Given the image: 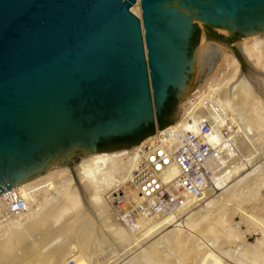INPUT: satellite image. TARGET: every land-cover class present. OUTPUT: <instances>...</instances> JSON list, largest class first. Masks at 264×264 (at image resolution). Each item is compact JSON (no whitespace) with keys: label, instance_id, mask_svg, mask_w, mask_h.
Instances as JSON below:
<instances>
[{"label":"water","instance_id":"obj_1","mask_svg":"<svg viewBox=\"0 0 264 264\" xmlns=\"http://www.w3.org/2000/svg\"><path fill=\"white\" fill-rule=\"evenodd\" d=\"M249 36L261 46L264 0H0V197L175 127L227 50L264 105L263 71L232 48Z\"/></svg>","mask_w":264,"mask_h":264},{"label":"bare ground","instance_id":"obj_2","mask_svg":"<svg viewBox=\"0 0 264 264\" xmlns=\"http://www.w3.org/2000/svg\"><path fill=\"white\" fill-rule=\"evenodd\" d=\"M244 45H245L246 57L253 64L254 71H263V76H264V38L260 47H258L256 36L245 37L243 40H240L238 42L237 47L239 48V46H244ZM240 68H241V62L235 61V57L230 50L223 52L222 59L220 63L216 66L214 72L210 75L209 78H203L202 84L196 89L195 92V94H197L205 87L209 90V94H211V96L216 97L220 101V103L224 106L223 109L225 110L227 119H229L226 124L227 125L226 129H228L229 131L231 130L233 131V129H231V126L237 122L236 121L237 119L236 120L234 119L235 115H237V112L236 114L234 113L235 112L234 107L236 108L237 107L236 105H240L241 106L240 108L244 109V111L243 110L242 111L245 112L246 114L243 113L240 109H239L240 111L238 110L237 111L238 114L239 113L240 115L243 114L242 119L243 121L245 120L247 124L246 127L248 126L250 130L252 128L254 132L255 130L257 132L256 134L253 133L254 136H251L247 132L249 128H246L247 129V130L245 129L246 131L243 129L244 131L243 136L239 135V132H234V131L231 132L229 136V134L226 133L225 130L221 129L222 131L221 134L219 130L216 129V132L215 133L213 132L212 135L209 136V139L213 143L218 141L220 145V149H221L220 151L222 153L218 163V170L225 165L227 166L228 162L229 161L231 162V160L232 159L234 160L235 158L241 159L244 162L245 166L247 165L249 166L252 162H255V160L258 159L256 158L259 152L257 151V149L256 150L254 149V152L253 150L251 151L249 149L251 151L250 153L248 152V150H244L247 151L248 153L247 155H244L242 150L249 143L250 144L252 143L253 145L257 143L260 140V139L258 140L259 138L258 136L264 135V105L261 104V95H255L254 89L245 81L244 78L239 80ZM260 82H261V90L264 94V79L260 78ZM193 96L194 94H188L182 101H180L179 119L176 123V126L182 123L183 108L187 105L188 101ZM244 115L247 116L245 117ZM239 118H241V116ZM253 127L255 130L253 129ZM187 129H189V131L198 132L195 124L188 126ZM222 135H224L225 137H223ZM153 136L154 135L147 137L146 139L142 140L140 143L152 140ZM227 139H231V142H229ZM140 143H138V146L140 145ZM232 145L236 146V150H237L236 153ZM239 145L240 146L242 145V148L239 147ZM231 149L233 150L231 151ZM135 150L136 147L131 149L116 151L110 154L93 156L76 165L53 170L35 180L24 183L20 185L17 189L13 190L17 195L23 197L26 200V202L28 203V211L25 213L26 214L25 218H24L25 214L20 216H10L5 221H3V223H0V225L3 224L2 227L0 226V261L3 262L8 261L7 258L10 255V253L13 252L14 249L17 248V251H20L17 245H16L17 247H15L16 244L15 241H17V244L18 243L23 244L28 239L29 240L31 239L30 242L32 243V238H33L32 235L33 236L35 235L32 233H37V234L41 233L46 235L50 232L53 233L52 231L56 229L63 230L67 225H69V222L73 220L75 221L82 220V219H78L77 216H79V218H82L83 217L82 215L86 213L88 215L92 214L94 218H98L99 222L101 220L103 222L102 224H104L103 226L106 228L105 230H108V232H110L112 236H114L118 240V242L120 241L121 243H123V245L128 247L131 246L132 244H135V248H136V246H138L141 243V241L143 242V240L145 241L146 239L148 241L150 235H152V233H154V231L156 230L158 231L160 229L162 230V232L166 231L165 233L163 232V235L158 240L151 241L150 244L149 242H146L149 245H147V247L144 249L141 248L142 250L139 252L138 254L139 256L133 258L130 264H188L189 262L192 264H264V240L261 239H258V241L252 245L250 244H244L243 246L238 245L239 248L235 252L236 255L233 254L231 256L232 260L227 259V257L218 253L219 251H216L219 249H221L220 252L224 251L223 249L224 245L222 244L223 240H226L229 243L235 241H241V242L244 241V238L242 236V231L240 230L238 224L234 223L231 220V218L227 216L228 214L226 212V209L229 208L228 206H231L230 205L231 203L237 204L236 207L242 209L241 210L242 212L239 211L242 213V216L245 217L246 219H250L251 222L254 223V225L255 224L264 225V205L259 204V206L257 205L258 207L254 206L251 209V211H247L248 209L245 210V208L243 209L242 207L244 203L251 202L249 201V196L251 194H254L255 190L257 191L260 187L264 186V169H262L261 171H257L259 169L257 168V170H253L254 172L252 171L254 174L242 178L244 179L243 181L241 179V181L240 180L237 181L239 183L236 182L237 184L235 183V185H232V181L233 183L235 182L234 179L235 175L237 178V176L240 175L238 173H241V171L236 172V170L239 169L238 167L244 168V166L242 167L241 165L240 166L237 165L238 167L234 172L233 168L234 169L236 168V164L232 163L235 164V167H233L234 166L233 165L232 170L231 168L230 170L232 171V173L234 172V174L231 173L232 175L230 174L231 176L229 177L233 176L234 178L233 177L232 178L234 180L228 178L229 181L225 180L227 181L225 182L226 183L225 185L223 184L222 180H218L217 188L210 189L211 195L210 194H209L210 196L207 195L208 200L204 199L205 201L207 200L205 202L206 204H204L205 205L204 207L201 208L199 207V210L194 211L195 208L200 205L199 202V203H195L194 205H189L185 207L179 214L176 213H170L165 215L159 214L154 217L139 218L135 225L136 226L135 228H138V230L135 231L134 233V231L132 232L133 228H128L127 225H125L122 222V219L117 218V216H115L116 215L114 212L115 210L113 211L115 215L113 214L111 210V208L113 209V207H110L112 203L110 205L109 203L113 201L114 194L116 193L117 190L120 189H123L128 195V197L132 198L134 201H137L139 199L138 189L134 187L130 182L131 173L134 168ZM255 152H257V154ZM235 162H237L236 159ZM228 167H227V171L229 169ZM255 171L257 172L255 173ZM229 172L227 175H229ZM176 175H177L176 168H173L167 174L169 178L175 177ZM218 176L220 175L218 174ZM230 184L231 187L229 186ZM226 186H229L228 189L226 188ZM256 193L259 194L260 189ZM212 194L216 196L212 198L211 197ZM258 194H256L255 198L257 197ZM3 199L4 197L1 196L0 201H2V204L4 205L5 202ZM261 199L263 198L261 197ZM261 199L259 198L258 200L260 201ZM33 205H36L37 207L34 208ZM80 215L82 217H80ZM76 217L77 220L75 219ZM85 217L81 222H83L86 219ZM90 218L91 221L88 219L89 220L88 222H92L93 224L98 223L96 221L93 222L92 217ZM78 222L80 223V225L78 223L77 225L74 224V226L76 225L75 226L76 228L78 227V225L82 227L81 225L82 223L80 221ZM86 222L87 221L83 222V224ZM96 224L94 225L96 226ZM129 225L131 227H134L131 224ZM85 226L88 227L87 225ZM75 227L74 229L73 227L71 229L75 230L76 233L77 231L81 233L80 231L81 227H79L77 231ZM93 228L95 229V227ZM93 228L92 229L90 228L89 230H94ZM81 230H83V228ZM89 230L85 229V231H89ZM61 232L63 233V231ZM29 233L32 235H30ZM70 233H72V231ZM79 233L76 234L77 235L76 237H78ZM95 233L97 234V232ZM111 234L109 235L110 237ZM68 235L70 234L67 233V236ZM95 235H94L95 239L96 237L97 239H99L98 235L96 236ZM47 236H49V234ZM79 236H80L79 238H81L83 236V232L82 235ZM99 236H101V234ZM76 237L75 239H77ZM46 238L45 240H47ZM40 239L41 241H43L42 238ZM100 239L97 241L100 242L101 241ZM53 241L54 240H52V242ZM64 241L62 240L63 243H61V246H58L60 245L59 243L57 247L55 246V248H51V251L45 254V256L41 259V261L46 264H71L70 260H72L74 262L73 264H91L92 262L94 264L95 258L92 259L91 256L89 257V255L87 256L88 258L84 257L83 256L84 254L78 251L81 246H78L79 248L77 250L75 248L77 246H75L73 243L70 245L72 241L69 244L66 243L67 244L66 246H63L62 244L65 243ZM73 241H74V237H73ZM91 241L93 242V240ZM207 241L209 243H207ZM56 242L59 241L56 240ZM95 242L96 241H94V245ZM99 242H97L96 244H98ZM29 245L28 243H26V246H28V248ZM37 245L39 248L40 245L39 244ZM48 245L46 246V248L49 249ZM103 246H101V248ZM94 247L96 248V246ZM161 247H165L167 249L163 251L162 250L163 248L161 249ZM46 248L45 249L42 248L43 251L48 250ZM91 248L92 247H90V249ZM33 249H36V247ZM42 249L41 250L39 249V253L40 251H42ZM74 249H76L78 252H75L76 250ZM2 251L4 252L1 253ZM23 252H25V249L23 250ZM42 253H40L41 256L43 255ZM18 254L21 253L18 252ZM70 254H72L71 257ZM68 256L70 257L69 259ZM97 256H99V254ZM31 261L32 260H30V262ZM3 262H1V264ZM36 262L37 261L35 260L34 263ZM22 263H24V261ZM39 264L42 263L40 262Z\"/></svg>","mask_w":264,"mask_h":264},{"label":"built area","instance_id":"obj_3","mask_svg":"<svg viewBox=\"0 0 264 264\" xmlns=\"http://www.w3.org/2000/svg\"><path fill=\"white\" fill-rule=\"evenodd\" d=\"M223 108L204 87L183 108L181 124L154 134L152 140L136 147L130 182L138 189L139 199L129 198L123 189L116 191L111 203L120 219L135 226L139 218L177 213L203 202L210 189L217 188L222 152L218 141L211 142L209 136L216 129L221 134L223 129L230 136L231 131L226 129L229 119ZM194 124L198 132L187 129ZM232 147L236 153V146ZM173 168L177 169V175L169 178L167 174ZM3 197L0 223L28 211L26 200L14 191Z\"/></svg>","mask_w":264,"mask_h":264},{"label":"rangeland","instance_id":"obj_4","mask_svg":"<svg viewBox=\"0 0 264 264\" xmlns=\"http://www.w3.org/2000/svg\"><path fill=\"white\" fill-rule=\"evenodd\" d=\"M238 42L239 41H237V43H234V44H232V48H238L237 47V44H238ZM241 62V61H240ZM224 70V69H223ZM237 107H239V108H235L234 107V109H235V114H236V112H237V115H238V117H237V115H235V117H234V119L237 121L236 123H234L232 126H231V129H233V131L234 132H239V135H241V136H243V134H244V131H243V129L245 130L246 128H249L248 126L246 127V122H245V120L243 121V119H242V116H243V114L242 115H240V113L238 114V111H244V109H242V108H240L241 106L240 105H236ZM240 109V110H239ZM238 110V111H237ZM242 111V112H243ZM243 113H245V112H243ZM246 114V113H245ZM241 116V118H239ZM245 117L247 116V115H244ZM244 118V117H243ZM241 121V122H240ZM235 122V121H234ZM240 122V123H239ZM238 124V125H237ZM243 126V127H242ZM233 127V128H232ZM253 129H254V127H253ZM236 130V131H235ZM241 130H242V132H241ZM247 130V129H246ZM245 130V131H246ZM251 130H252V128H251ZM250 130V128H249V130L247 131L251 136H254V134H256L257 132H256V130H255V132L252 130L251 131ZM232 130H231V132H233ZM251 131V132H250ZM254 133V134H253ZM235 134V133H234ZM154 135V134H153ZM152 136V135H151ZM259 138H258V142L257 143H255L254 145L251 143H249V144H247L244 148H243V154L244 155H247L248 153H247V151H244V150H248V152L250 153L252 150H253V152H254V149L256 150L257 149V151H259L258 152V154H257V152H255L256 154H257V156H256V158H258V159H256L255 160V162H252L249 166L247 165V166H245V164H244V162L241 160V159H239V158H235L236 159V161L237 162H235V159L233 160H231V164L232 163H235L236 164V168L234 169L233 168V171L235 172V170L237 169V167L238 166H244V168H241V167H238L239 169H237L236 170V172L238 171H241V173H238V174H240V175H238L237 176V178H236V175H235V182L233 183V181H232V185H235V183L237 182V181H241V179L242 178H245V177H248L249 175H251V174H254L253 172V170H257V168H259L257 171H261L262 169H264V135L263 136H258ZM146 139V138H145ZM144 140V139H143ZM239 140H240V138H239ZM142 140H140L138 143H140ZM263 143H262V142ZM256 145V146H255ZM258 145V146H257ZM260 145V146H259ZM248 146V147H247ZM256 148H255V147ZM239 147H241L242 148V145L240 146L239 145ZM258 147V148H257ZM263 147V148H262ZM252 148V149H251ZM261 148H262V150H261ZM131 149V148H130ZM251 151H250V150ZM261 151V152H260ZM246 154H245V153ZM260 154V155H259ZM263 154V155H262ZM259 156V157H258ZM261 156V157H260ZM239 160V161H238ZM234 161V162H233ZM254 161V160H253ZM228 162V165L225 167V166H223L222 168H220L219 169V172H218V174L220 175L219 176V180H222L223 181V184L225 185L226 183L225 182H227V181H229L228 180V178L229 179H233L232 177H229V176H231L232 174H234V172L232 173V166L233 167H235V164H230ZM239 162V163H238ZM243 163V164H241V163ZM238 163V164H237ZM255 163V164H254ZM259 163H261V164H259ZM263 163V164H262ZM230 165V166H229ZM238 165V166H237ZM258 165V166H257ZM229 166V167H228ZM255 166V167H254ZM227 167L229 168L228 169V171H227ZM261 167H263V168H261ZM230 168H231V170H230ZM241 169V170H240ZM245 171H244V170ZM248 169V170H247ZM251 169V170H250ZM223 170H224V172H223ZM229 170H230V172H229ZM250 171V172H249ZM253 171V172H252ZM257 171H255V173L257 172ZM228 172H229V175H227L228 174ZM247 172V173H246ZM252 172V173H251ZM232 173V174H231ZM245 173V174H244ZM250 173V174H249ZM231 174V175H230ZM248 174V175H247ZM224 175V176H223ZM225 175H227V176H225ZM245 175H247V176H245ZM224 178H222V177ZM226 178V179H225ZM263 178V177H262ZM233 179V180H234ZM225 180H227V181H225ZM244 179H242V181H243ZM229 183H231V182H229ZM237 183H239V182H237ZM236 183V184H237ZM218 184V183H217ZM230 187H231V184L229 185ZM229 186H226V188L228 189V187ZM262 187H264V186H262ZM262 187H260L259 189H260V193L258 194V193H256L257 191H259V189L256 191L255 190V192H254V194H251L250 196H249V201H251L250 203H248V202H246V203H244L243 205H242V207H243V209L245 208V210H247V211H251V209L254 207V206H259V204H261V205H264L263 203H264V188H262ZM225 188V189H226ZM252 192V193H253ZM258 194L257 195V199L255 198V196H256V194ZM210 194V191H209V193H208V195ZM211 195V194H210ZM209 195V196H210ZM260 195V196H259ZM214 196H216V195H214V194H212V198L214 197ZM261 197L263 198V199H261ZM254 198H255V200H254ZM261 199L260 201L258 200V199ZM108 199V198H107ZM205 199H207V197L205 198ZM208 200V199H207ZM206 200V201H207ZM258 200V201H257ZM204 199H203V202H200L199 204V206L198 207H196L195 208V210L194 211H196V210H199V207L201 208V207H204L205 205L204 204H206L205 202H206ZM258 202H261V203H258ZM263 202V203H262ZM248 203V204H247ZM111 204V202L109 203V205ZM112 205V204H111ZM110 205V207H113V205L111 206ZM231 206H228L229 208V211H228V209H226V212H227V216L229 217V218H231V220L234 222V223H237L238 224V226L240 227V230L242 231V236H243V238H244V241L243 242H241V241H235V242H231V243H229V242H227L226 240H223L222 241V244L224 245V251L222 252H220V250L221 249H219V250H216V251H219L218 253H220L221 255H223V256H225V257H227V259H229V260H232V258H231V256L233 255V254H235V252L238 250V248H239V246L241 245V246H243L244 244H250V245H252V244H255L257 241H258V239H261V240H264V231H262V230H264V225H257V224H255L254 225V223H252L251 222V220L250 219H246L245 217H243L242 216V209H240L239 207H236V205L237 204H235V203H231L230 204ZM257 206V207H258ZM33 207L34 208H36L37 206L36 205H33ZM238 210H237V209ZM111 210H112V212L114 211V208L112 209L111 208ZM183 210V209H182ZM182 210H180V211H178L176 214H179ZM239 211H241V212H239ZM115 212V211H114ZM114 212H113V214H114ZM116 214V215H115ZM115 216H117V218H119L118 217V215H117V213L115 212ZM86 217H85V216ZM88 214H83L82 216L80 215V217H82V218H79V216H77L78 217V219H82L83 220V218L85 217L86 219L83 221V222H85V221H87L86 223H84L83 224V222H81L82 220H78V221H80L82 224V227L81 226H79L80 225V223L78 222V221H75V220H73V221H71V222H69V225H67L66 227H65V229H63V230H61V229H56V230H54V231H52L53 233H48L49 234V236H47L48 234H46V235H44V234H41V233H39V234H37V233H32V234H35L34 236L32 235V234H30V235H32V243L34 242V243H36V244H34L33 243V245H32V243L30 242L31 241V239L29 240H27L25 243H23V244H20V243H18L17 244V241H15V247H19V250L21 251H17V248L16 249H14L13 250V252L12 253H10V255L8 256V261H5V262H3V261H0V264H1V262H3L2 264H39L40 262L42 263V264H46V263H44V262H42L41 261V259L45 256V254H47L48 252H50L51 251V248H55V246L57 247V245L60 243V245H58V246H61V243H63L62 242V240L64 241V240H66V241H64L65 243L64 244H62L63 246H66L67 244H69L71 241V243H70V245L73 243L75 246H77V247H75L77 250H78V246H81L80 247V249H82V250H78L79 252H82V254H84L83 256L84 257H87L88 255H89V257L91 256V258L92 259H94V264H99V262H100V264H130V262H131V260L133 259V258H135V257H137V256H139L138 254H139V252L142 250V249H144V248H146L147 247V245H149L150 243H151V241H156V240H158L162 235H163V232L165 233L166 231H163L162 232V230H156V231H154V233H152V235H150V237H152V238H150L149 237V240L147 241V239L144 241L143 240V242L141 241V243L138 245V246H136V248H135V244H132L131 246H125V245H123V243H121L120 241L118 242V240L114 237V236H112V234L110 233V232H108V230H105L106 228L103 226L104 224H102L103 222L100 220V222H99V220H98V218H94V216L92 215V214H90V215H88ZM171 215H173V214H171ZM25 216H26V214L24 215V218H25ZM77 217L75 218L76 220H77ZM90 217H92V220H93V222L94 221H96V222H98L97 224L96 223H94V224H96V226L92 223V222H88L89 220L91 221V218ZM94 218V219H93ZM89 219V220H88ZM178 219V218H177ZM76 223H75V222ZM122 222L125 224V225H127V227L128 228H133V230H132V232L134 231V233H135V231H137L138 230V228H135L136 226H134V227H131L129 224H127V223H125L123 220H122ZM3 223V222H2ZM73 223V224H72ZM79 223V225H78V227L76 228L75 226L77 225ZM92 223V224H91ZM72 224V225H71ZM74 224H76L75 226H74ZM99 224H101V225H99ZM84 225V226H83ZM85 225H87L88 227H86ZM257 225V226H256ZM1 227L3 226V224L2 225H0ZM91 226H93V227H95V229L93 228V227H91ZM98 226H100V227H98ZM261 226V227H260ZM68 227V228H67ZM73 227V229H74V227H75V229H76V231L78 230V228L79 227H81V229L83 228V230H81L80 229V231H81V233H79L78 231H77V233L75 232V230H73V229H71ZM94 229V230H89V229ZM103 228V229H102ZM69 229V230H68ZM85 229L86 230H89V231H85ZM97 229V230H96ZM63 231V233L61 232V231ZM68 232H67V231ZM101 230V231H100ZM105 231V232H103V231ZM72 231V233H70V232ZM93 231V232H92ZM97 232V234L95 233V232ZM67 232V233H69L70 235H68L67 236V233L65 234V233ZM74 232V233H73ZM82 232H83V236L81 237V238H79L80 236L79 235H82ZM161 232V233H160ZM79 233V235H78V237H76L77 235L76 234H78ZM87 233H88V235H87ZM105 235H104V234ZM74 234H75V236H74ZM91 234V235H90ZM98 235V237H99V239L101 240L100 242L99 241H97V240H99V239H97V237H96V239H95V237H94V235ZM101 234V236H103V237H101V236H99ZM111 234V237L109 236ZM158 234H159V236H158ZM29 235V236H30ZM36 235H38V236H36ZM52 235V236H51ZM68 237H66V236ZM72 235V236H71ZM90 235V236H89ZM95 235V236H96ZM107 235V236H106ZM62 236V237H61ZM85 236H87V237H85ZM89 236V237H88ZM35 237V238H34ZM40 237V238H42L43 239V241H41V239L39 238V240H38V238ZM44 237V238H43ZM47 237V238H46ZM57 237V238H56ZM64 237H66V238H64ZM71 237V238H70ZM73 237H74V241H73ZM75 237L78 239H75ZM84 237V238H83ZM106 237V238H105ZM29 238H31V237H29ZM45 238L47 239V240H45ZM88 238V239H87ZM105 238V239H104ZM68 239H70V240H68ZM81 239V240H80ZM86 239V240H85ZM95 239V240H94ZM103 239V240H102ZM111 241H110V240ZM153 239V240H152ZM34 240V241H33ZM38 240V241H37ZM52 240H54L53 242H54V244H53V242H52ZM56 240L57 241H59V242H56ZM68 240V241H67ZM91 240H93V242L91 241ZM105 240V241H104ZM29 241V242H28ZM37 241V242H36ZM61 241V242H60ZM83 243H82V242ZM92 243H91V242ZM94 241H96L95 242V245H94ZM104 241V242H103ZM108 241V242H107ZM39 242V243H38ZM44 242H45V244H44ZM52 242V243H51ZM78 244H77V243ZM97 242H99L98 244H96ZM103 242V243H102ZM146 242H149V244L148 243H146ZM236 242H237V244H236ZM242 244H241V243ZM26 243H28V245H29V248H28V246H26ZM41 243V244H40ZM48 243H49V245H48ZM50 243H51V245H50ZM67 243V244H66ZM80 243V244H79ZM81 243H82V245H81ZM85 243H88V244H85ZM91 243V244H90ZM101 243V244H100ZM110 243V244H109ZM144 243V244H143ZM207 243H209L208 241H207ZM239 243V244H238ZM37 244H39L40 245V247L38 248V245ZM53 244V245H52ZM77 244V245H76ZM96 246V248L93 246ZM17 245V246H16ZM37 245V246H36ZM48 245V247H49V249L48 248H46V246ZM69 245V246H70ZM99 245H101V246H103V245H105V246H103L102 248L105 250H103L102 248H101V246H99ZM116 245V246H115ZM236 245V246H235ZM239 245V246H238ZM25 246H26V248H25ZM34 246V247H33ZM51 246V247H50ZM88 246H89V249H88ZM145 246V247H144ZM36 247V249H33V248H35ZM85 247V248H84ZM90 247H92L91 249H93V250H91L90 249ZM94 247V248H93ZM22 248V249H21ZM37 248H38V250H37ZM48 249V250H44L43 251V249ZM108 248V249H107ZM129 248V249H128ZM142 248V249H141ZM163 248V249H162ZM25 249V252H23V250ZM33 249V250H32ZM39 249L41 250L42 249V251H40V253H42L43 255L41 256V254L39 253ZM76 249H74V250H76ZM97 251H95V250ZM101 249V250H100ZM116 249H118V250H116ZM128 249V250H127ZM161 249L163 250V251H165L167 248H165V247H161ZM218 249V248H217ZM233 249V250H232ZM16 250V251H15ZM27 250V251H26ZM32 252H31V251ZM37 250V251H36ZM75 251V252H78V251ZM98 250H100V251H98ZM131 250V251H130ZM94 253H93V252ZM110 251V252H109ZM4 251H2L1 253H3ZM18 252L19 253H21V254H18ZM86 254H85V253ZM88 252H89V254H88ZM104 252H106V253H104ZM114 252V253H113ZM119 252V253H118ZM35 253V254H34ZM38 253V254H37ZM91 253H93V254H91ZM32 254H34V255H32ZM99 254V256H97ZM102 254V255H101ZM229 254V255H228ZM32 255V256H31ZM71 255L72 254H70V257H71ZM86 255V256H85ZM236 255V254H235ZM234 255V256H235ZM24 256V257H23ZM26 256V257H25ZM28 256V257H27ZM39 257V258H37V257ZM93 256V257H92ZM104 256V257H103ZM109 256V257H108ZM41 257V258H40ZM69 256H68V259L70 258ZM98 257V258H97ZM108 257V258H107ZM15 258V259H14ZM26 258H28V259H26V261H25V259ZM33 258V259H32ZM88 258V257H87ZM97 258V259H96ZM100 258V259H99ZM106 258V259H105ZM121 258V259H120ZM14 259V260H13ZM21 259V260H20ZM37 261L36 263H34L35 262V260ZM10 260V261H9ZM13 260V261H12ZM18 260V261H17ZM30 260H32L31 262H30ZM40 260V261H39ZM97 260V261H96ZM99 260V261H98ZM24 261V263H22ZM39 261V262H38ZM101 261H102V263H101ZM234 261V260H233ZM9 262V263H8ZM16 262V263H15ZM19 262V263H18ZM70 263L71 264H73V262H72V260H70ZM91 264H93V262L91 263ZM188 264H192V263H188Z\"/></svg>","mask_w":264,"mask_h":264},{"label":"trees","instance_id":"obj_5","mask_svg":"<svg viewBox=\"0 0 264 264\" xmlns=\"http://www.w3.org/2000/svg\"><path fill=\"white\" fill-rule=\"evenodd\" d=\"M171 100V101H170ZM170 101V102H169ZM168 103L166 104V107L163 111L164 112H172L175 103L177 102V98L175 96H171L169 99ZM173 102V103H172ZM172 104V105H171ZM171 124V122H166L162 119V117L160 118V127L163 128L167 125ZM153 127V125L150 126V128L146 129L145 131H143L138 137H134V138H122V139H129L130 141L127 143L128 145H130L131 143H138L140 140H143L145 137L153 134L154 132L152 130H150Z\"/></svg>","mask_w":264,"mask_h":264},{"label":"flooded vegetation","instance_id":"obj_6","mask_svg":"<svg viewBox=\"0 0 264 264\" xmlns=\"http://www.w3.org/2000/svg\"><path fill=\"white\" fill-rule=\"evenodd\" d=\"M129 141H130L129 139H115L111 141H104L99 144L98 148L100 149L102 147L103 149H109L115 146H127V143Z\"/></svg>","mask_w":264,"mask_h":264}]
</instances>
